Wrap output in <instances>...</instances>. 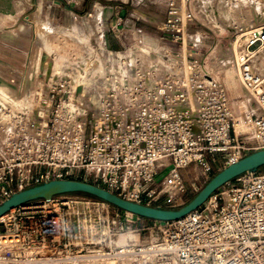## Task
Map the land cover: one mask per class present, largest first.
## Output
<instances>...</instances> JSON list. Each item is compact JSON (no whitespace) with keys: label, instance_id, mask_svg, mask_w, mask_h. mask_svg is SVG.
Returning a JSON list of instances; mask_svg holds the SVG:
<instances>
[{"label":"built area","instance_id":"1","mask_svg":"<svg viewBox=\"0 0 264 264\" xmlns=\"http://www.w3.org/2000/svg\"><path fill=\"white\" fill-rule=\"evenodd\" d=\"M168 1L157 27L165 50L99 45L96 89L87 70L61 74L52 60L0 73V204L31 186L71 179L166 208L186 191L185 168L209 175L264 149V25L246 32L235 59L256 104L247 139L227 85L188 38L177 0ZM128 214L135 215L78 193L19 205L0 217V264L135 255L155 264H264V169L230 180L179 219H150L156 234L143 227L150 233L143 242L123 240Z\"/></svg>","mask_w":264,"mask_h":264},{"label":"rangeland","instance_id":"2","mask_svg":"<svg viewBox=\"0 0 264 264\" xmlns=\"http://www.w3.org/2000/svg\"><path fill=\"white\" fill-rule=\"evenodd\" d=\"M55 1L0 0V73L19 75L27 62L29 68L35 69L43 50L53 62L63 58L56 68L58 73H71L78 78L87 70L88 83L96 80L99 84L95 78L96 59L103 56L99 45L105 43L117 49L138 43H150L154 49L165 46L160 43L157 27L169 13L168 0ZM177 10L185 18L188 38L197 41L204 54L209 55L217 75L227 85L239 133L251 139L250 119L255 116L256 104L235 72L234 55L244 43L246 32L264 25V0H177ZM98 84L88 87L96 89ZM247 120L249 126L245 124ZM223 167V163L216 165L209 175L193 165L185 168L186 191L166 208L187 203ZM122 217L123 240L127 236L130 243L143 242L150 236L143 227L156 234L150 219L130 214Z\"/></svg>","mask_w":264,"mask_h":264},{"label":"water","instance_id":"3","mask_svg":"<svg viewBox=\"0 0 264 264\" xmlns=\"http://www.w3.org/2000/svg\"><path fill=\"white\" fill-rule=\"evenodd\" d=\"M56 1L61 3L59 0ZM68 8L73 9L70 6ZM262 167H264V149L252 152L219 170L191 200L179 208H162L140 204L126 200L113 192L84 181L71 179L51 180L13 193L0 204V217L19 205L39 198L49 200L58 194L83 192L106 200L121 210L140 217L151 220L171 221L179 219L200 207L213 192L230 180L245 172L257 171Z\"/></svg>","mask_w":264,"mask_h":264},{"label":"bare ground","instance_id":"4","mask_svg":"<svg viewBox=\"0 0 264 264\" xmlns=\"http://www.w3.org/2000/svg\"><path fill=\"white\" fill-rule=\"evenodd\" d=\"M101 12V11H100ZM96 14H98V12H96ZM94 17V16H93ZM260 24V23H259ZM158 50L162 51V50H165V48H157ZM238 55V52L235 53L234 55V59H236ZM44 57V58H43ZM39 59H44V60H50V54L49 53H46L44 51H41L40 52V56H39ZM62 59H56L55 61V66L54 68L56 69L57 67L59 68V66L62 64ZM57 70V69H56ZM235 72L237 73V71L235 70ZM236 73H235V76H236ZM237 76L239 78V75L237 73ZM95 78L97 79V75L95 76ZM234 78V77H233ZM240 79V78H239ZM235 80H236V77H235ZM236 83V82H235ZM242 83V82H241ZM96 86L97 84V81L94 80V81H91V83H89L88 86ZM243 85V84H242ZM244 86V85H243ZM245 87V86H244ZM246 89V87H245ZM246 94L249 93V91L246 89ZM245 122V121H244ZM246 125L249 126V121L247 120V123L245 122ZM1 242H3V240H1ZM138 262V264H154L153 260H147V257L144 256V255H135V256H126V257H123V258H118V259H94V260H84V261H77V262H74L72 264H121L122 262H125V263H128V262Z\"/></svg>","mask_w":264,"mask_h":264},{"label":"trees","instance_id":"5","mask_svg":"<svg viewBox=\"0 0 264 264\" xmlns=\"http://www.w3.org/2000/svg\"><path fill=\"white\" fill-rule=\"evenodd\" d=\"M260 169H264V167L260 168ZM75 193H78V194H83V195H89V196H93V195H90V194H87V193H83V192H75ZM95 197V196H93ZM123 211V210H122ZM140 217V216H139ZM144 218V217H142ZM147 219V218H146Z\"/></svg>","mask_w":264,"mask_h":264},{"label":"crops","instance_id":"6","mask_svg":"<svg viewBox=\"0 0 264 264\" xmlns=\"http://www.w3.org/2000/svg\"><path fill=\"white\" fill-rule=\"evenodd\" d=\"M56 3H58L57 1H55ZM59 4V3H58ZM36 34V33H35ZM43 51V50H42ZM228 88V87H227Z\"/></svg>","mask_w":264,"mask_h":264}]
</instances>
